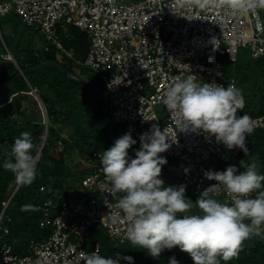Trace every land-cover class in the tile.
<instances>
[{"label":"built area","instance_id":"2783aa9c","mask_svg":"<svg viewBox=\"0 0 264 264\" xmlns=\"http://www.w3.org/2000/svg\"><path fill=\"white\" fill-rule=\"evenodd\" d=\"M14 14L60 49V63L71 59L74 69L99 75L109 91L112 123L131 131L140 146V137L154 124L162 130L168 127L176 143L160 155L167 160L163 166L180 185H186L199 197L216 183L204 177L205 171H224L230 165L240 169L236 158L223 152L214 138L202 132L179 131V114L167 108L163 94L176 77L189 74L196 75L200 84L215 82L237 87L235 73H227L220 57L236 64L240 48L249 47L252 60L264 58V31L256 28L257 20L264 22L260 11L257 16L233 15L227 8L201 9L195 0H0V17ZM70 24L88 35L89 49L84 59L75 56L61 40L60 30L66 33ZM0 38L4 42L1 27ZM7 56L11 57L10 52ZM252 119L254 127L264 129V115ZM47 127L46 142L49 122ZM67 144H72L71 137L62 132L57 145L64 149ZM103 151L90 149L82 159L86 173L81 180L87 193L81 196L80 203L59 202L53 196L34 203V210L41 212L39 226L48 228L49 233L31 238L22 252L8 239L10 228L5 223L11 220L6 210L21 187L12 184L11 196L0 211V264H85L84 254L97 250L104 257L121 255L115 250L109 256L98 242L90 245L95 229L104 232L113 249L130 242L126 238L127 225L113 224L108 217L110 209L119 212L117 201L123 194H112L100 160ZM79 152L76 147L69 156ZM234 153L244 156L240 148ZM35 155L38 163L42 151ZM170 158H178V163L184 165L169 163ZM39 189L45 192L47 186ZM218 198L222 202L228 199L226 193Z\"/></svg>","mask_w":264,"mask_h":264},{"label":"clouds","instance_id":"9594fccd","mask_svg":"<svg viewBox=\"0 0 264 264\" xmlns=\"http://www.w3.org/2000/svg\"><path fill=\"white\" fill-rule=\"evenodd\" d=\"M195 2L201 9L227 8L233 15L257 16L259 10H264V0ZM256 28L264 31V22L257 20ZM15 64L18 65L16 59ZM197 81L194 74L176 77L164 91L163 103L171 112L179 114V131L202 132L227 149L240 148L248 155L246 138L254 131V121L246 113L237 115L245 107L242 91L232 84L224 87L215 82L200 84ZM140 142L135 158L129 156V149L136 144L131 131L100 154L112 194H123L117 201L119 212L113 213L110 209L108 217L113 224L127 225L126 238L133 246L147 250L155 259L164 250L179 247L191 256L194 264H221V261L227 264L239 256L246 240L264 233V174L259 173L254 161L246 166L241 161L244 171L234 165L224 171H205L204 177L216 183L204 189L194 205L185 196L186 185L165 186L160 178L162 166L167 164L160 154L176 143L168 127L162 130L154 124L149 132L142 134ZM42 148V144L33 142L28 131L15 139L3 168L14 174L17 185H31L36 180L34 153L39 154ZM234 156L237 158L235 153ZM221 193H226L228 199L218 200ZM195 206L203 215L200 212L188 214ZM32 207L25 205L23 209ZM84 255L85 264H121V261L134 264L133 257L119 253L115 257H104L97 250ZM169 264L179 262L173 257Z\"/></svg>","mask_w":264,"mask_h":264},{"label":"trees","instance_id":"16d2710c","mask_svg":"<svg viewBox=\"0 0 264 264\" xmlns=\"http://www.w3.org/2000/svg\"><path fill=\"white\" fill-rule=\"evenodd\" d=\"M5 17H16L19 19V16L16 14ZM61 32L63 34L61 40L64 46L67 49L73 50L75 56L78 58L84 59L89 49L87 33L71 24L67 26L66 33ZM58 51L60 49L57 47L55 50H46L44 56L39 54L38 51H32L28 53L26 58L17 61V63L22 70H26L46 61H58ZM251 62L260 70L261 84L255 82L257 79L251 73L252 64L250 62L238 60L234 67L230 68L227 66L226 71L230 75L235 73L236 80L238 78V82L242 84L253 83L249 89L255 97L254 99H250L249 103L242 110L238 111L237 115L246 113L255 118L264 115V58L251 60ZM61 63L69 69L71 74H75L74 70L76 69H74L71 59L62 61ZM19 73L20 69L15 62L9 59L1 62L0 91ZM35 85L38 87H49L48 90L50 92L45 93L46 100L40 95L49 117V136L42 149L41 159L37 163L38 174L36 180L31 185L21 186L13 196L11 204L6 210V214L11 217L10 221L5 220L6 225L10 228L8 239L14 243L18 252L25 251L31 238H42L44 234L49 233L48 228H41L39 226L41 212L35 211L33 207L23 209V206H33L35 202L43 200L48 196L58 199V192H63L64 199L67 198L66 191L68 187L64 182L68 179L66 172L69 153L74 148H80L85 145L96 150H107L113 146L107 132L104 120V105L101 100L97 98L101 101L102 105L98 104L95 107L84 106L82 108L86 97V88L83 85L71 80L55 66H48L31 72L27 75V79L22 78L9 87L0 101V105L3 104L0 106V211H2L5 202L11 196V184H16L14 174L3 168V163L8 159L15 139L20 137L22 132L28 131L32 134L35 144H42L43 142V135L46 129L45 122L34 121L31 116L26 115L25 109L22 108L23 100L26 97L22 91H28L29 86L34 87ZM10 98H13V100H10ZM69 121L75 122V129L72 133H68L72 144H67L66 148L59 149L57 142L65 129L60 130V128L56 127V123H62L66 126ZM119 131L121 133V130ZM119 131L115 130L117 137ZM246 146L257 155L260 163L258 171L260 174H264V129L254 127L253 133L246 138ZM241 153L244 154L243 158L236 155L237 164L240 165L242 161L243 165L246 166L253 162L249 154L245 155L242 150ZM244 166H242L243 170L245 169ZM164 171L173 175L172 172L168 171L167 167L164 168ZM41 185L47 186L45 192L40 191L39 187ZM186 191L195 201L198 199L196 194L190 189ZM195 211L199 214L197 210ZM90 237V245H94L97 242L100 243L103 249L107 250L109 256L115 250H119L121 255L133 257L134 264H169L173 257L179 263L192 259L188 253L181 251L179 247L164 250L158 259L151 257L147 250L135 247L130 242L113 249V245L109 243L107 236L100 229L93 230ZM227 263L264 264V242L245 241L239 256ZM121 264H128V262L121 261Z\"/></svg>","mask_w":264,"mask_h":264},{"label":"rangeland","instance_id":"374dc122","mask_svg":"<svg viewBox=\"0 0 264 264\" xmlns=\"http://www.w3.org/2000/svg\"><path fill=\"white\" fill-rule=\"evenodd\" d=\"M259 11L262 15V18L264 19V10H259ZM63 24L65 25V23H63ZM0 27H1L3 39H4V42H3L0 38V63L5 61V60H8V56L6 55L8 50L11 52V54L14 55V57L17 61H20L23 58H26L28 53H30L32 51L33 52L38 51L39 54L44 56L47 47H50V49H52V50L56 49V45L53 42L47 41L44 38V36L41 34V32L39 30H37L36 28L26 26L22 22L20 17H19V19L16 17H0ZM59 34H60L61 39H62L63 34H62L61 30H60ZM58 53H61V51H58ZM220 59L225 63L226 67L228 66V67L232 68V67H234V65H236V64H234V62H230L227 59V57H225V56L220 57ZM238 60L241 62L247 61V62H250L252 64L251 73H252L253 77L257 79V80H255V82L258 84H261V79H260L261 76L259 75L260 70L254 65L253 62H251L252 57H251V51H250L249 47H241L240 48V51L238 54ZM246 71H248V70H246ZM74 72H75V74H74L75 76L79 77L82 80H85L90 86L99 90L100 92H102L103 94H105L108 97V95H109L108 88L96 72L91 71V70H87V69H77V70H74ZM252 84H242V83L238 82V78H237V88L242 91L243 97L245 99V105H247L249 103L250 99H254V97H255L252 94V91L249 89L251 87L250 85H252ZM29 87L30 88L28 89V91H22V93H24L25 96H28V98H30V96H31V98H33V100H35V102H37V103H40V101L37 97L38 93L41 95L42 98L45 99L46 98L45 93L50 92L48 90L49 87H46V86H39L38 87L35 85L33 88L31 86H29ZM34 90L37 91L38 93L37 92L34 93ZM85 96L86 97H85V101L83 102L82 108H84V106L95 107L98 104L102 105L101 101H99L95 96L91 95L87 91V89H86V95ZM1 105H3V104H1ZM36 107L37 106H35L33 104L29 107L30 108L29 112L31 113V118H33V119L41 118V113H40L39 109L42 107V110H43L44 106H41L40 108H36ZM44 118L45 117L43 116V120H44ZM46 122H47V119L45 120V125H46ZM56 127L60 128V130L65 129L63 132L70 134L75 129V122L73 123V122L69 121V123L66 126H64L62 123H56ZM114 127H115V130H117V132L119 130H121V133L119 131L118 137H121L122 135L127 133V132L122 130V127H120V125H118L116 123H114ZM219 145H220L223 152H226L231 158H235L234 151L236 150V148L229 150L222 143H219ZM140 148H141V146L136 141V144H134L129 149V152L135 158V153ZM90 149H92V148L89 146H86V145L82 146L79 148V151H80L79 155H74V156L70 155L68 157V161H67L68 166H67V172H66L68 179H67V181L65 180V182H64L65 185L67 184V187H68L67 191H66L67 192V195H66L67 198L64 199V197H63L64 193L63 192H58L57 195H58L59 202H64V201L72 202L74 200L75 203H80L81 196L86 195L87 191H86L85 186L82 184V180H81L83 175L86 173V167H85L84 163L82 162V159H85V157H86V155ZM249 155H250V158L252 159V161H254L257 164L258 170H259L260 169V163H259V160L257 158V155L255 154V152L252 149H249ZM169 163L184 165L183 162H181V164L178 163V158H170ZM164 168H166V167L162 166V171H164ZM239 168L242 171L245 170V169L243 170V167L241 166V164L239 165ZM178 180L180 181L179 178H178ZM163 181L165 182V186H173V185H171V183L169 181H167V180H163ZM11 186H12V184H11ZM186 190H189V189H186ZM192 194L195 195L194 193H192ZM196 196H194V197L196 198ZM197 198H199V197L197 196ZM217 199L221 201L220 198L217 197ZM188 214H197V213L194 209H192L191 212Z\"/></svg>","mask_w":264,"mask_h":264},{"label":"water","instance_id":"95a60500","mask_svg":"<svg viewBox=\"0 0 264 264\" xmlns=\"http://www.w3.org/2000/svg\"><path fill=\"white\" fill-rule=\"evenodd\" d=\"M11 60H13L15 62V59L14 57L11 55L10 57ZM48 66H55L57 67L60 71H62L67 77H69L71 80L77 82L78 84H81L83 85L87 91L95 96L96 98H98L99 100H101L103 102V105H104V120H105V123H106V128H107V132H108V135H109V139L112 143V145H114L115 141L118 139L116 134H115V128H114V124L112 123L111 121V117H110V112H109V102H108V97L103 94L102 92H100L99 90L97 89H94L92 87L89 86V84L85 81V80H82L80 79L79 77L73 75L70 73L69 69L67 67H65L64 65H62L59 61H54V60H50V61H46L42 64H39L37 66H34V67H30L26 70H20V73L19 75H17L14 79H12L11 81H9L0 91V101L2 100L3 98V94L7 91V89L9 87H11L14 83H16L17 81H19L20 79L22 78H25L27 79V75L30 74L31 72H34L36 70H40V69H43L45 67H48ZM41 101V100H40ZM42 102V101H41ZM42 106H44L42 104ZM44 109V113H45V117L47 119V122H46V130H45V136H44V139H43V142H42V145L44 146L45 142H46V137H47V132H48V122H49V118H48V114H47V110L45 107H43ZM129 156L131 158H134L130 152H129ZM161 176L163 177L162 180H167L171 183V185L173 186H176V187H179L181 186L178 181L168 172L166 171H162V174ZM185 196L187 199H190L193 204L195 205V200L187 193H185ZM195 210H197L198 212H200L201 215H203V212L202 210H200L198 208V206H195L194 208ZM246 241H253V242H264V233H262L261 236H257V237H252Z\"/></svg>","mask_w":264,"mask_h":264},{"label":"crops","instance_id":"0c3cea01","mask_svg":"<svg viewBox=\"0 0 264 264\" xmlns=\"http://www.w3.org/2000/svg\"><path fill=\"white\" fill-rule=\"evenodd\" d=\"M35 92H37V91H35L34 90V93ZM38 93V92H37ZM39 94V93H38ZM40 95V94H39ZM39 95L37 96L38 97V99H39ZM51 96V95H50ZM10 100H13V98H10ZM10 100H9V102H10ZM41 100V98L39 99V101ZM41 103V104H40ZM40 103H37V102H35V100H33V98H31V96H30V98H28V96H26L25 98H24V100H23V103H22V108L23 109H25V111H26V115H29V116H31V113L29 112V110H30V106L33 104V105H35V106H37L36 108H40L41 106H42V102L40 101ZM43 104H44V102H43ZM39 111H40V113H41V118H38V119H34V121H36V122H40V121H44L45 122V120H46V117H45V113H44V109L42 110V107L39 109ZM28 113H30V114H28ZM43 114V115H42ZM39 115V114H38ZM43 116L45 117L44 118V120H43ZM39 117V116H38Z\"/></svg>","mask_w":264,"mask_h":264},{"label":"bare ground","instance_id":"6f19581e","mask_svg":"<svg viewBox=\"0 0 264 264\" xmlns=\"http://www.w3.org/2000/svg\"><path fill=\"white\" fill-rule=\"evenodd\" d=\"M160 178L162 179L163 177L161 176Z\"/></svg>","mask_w":264,"mask_h":264}]
</instances>
